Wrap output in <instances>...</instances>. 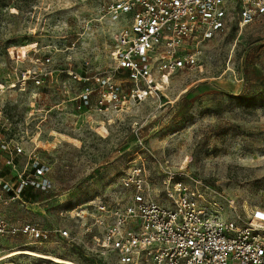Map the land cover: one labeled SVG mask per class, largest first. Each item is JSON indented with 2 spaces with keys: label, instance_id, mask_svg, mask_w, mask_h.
Segmentation results:
<instances>
[{
  "label": "rangeland",
  "instance_id": "obj_1",
  "mask_svg": "<svg viewBox=\"0 0 264 264\" xmlns=\"http://www.w3.org/2000/svg\"><path fill=\"white\" fill-rule=\"evenodd\" d=\"M124 24L94 3L0 0L1 100L14 124L12 137L24 139L26 148L35 142L41 147L54 185L27 204L4 206L2 215L18 227L33 224L49 233L58 228L78 239L76 244L50 234L35 242L19 234L0 241V258L31 250L77 264H115L99 261L81 242L89 247L101 235L103 223L94 218L101 203L127 204L132 191L125 181L135 170H142L161 205L170 202V182L171 189L181 184L196 198L218 203L227 218L264 208V15L245 26L230 17L199 47L196 68L165 80L168 86L142 104L106 116L76 117L71 107L61 112L57 106L78 95L80 85L58 71L81 73L89 62L94 72H110ZM45 58L51 63L44 65ZM28 70L55 73L41 86L36 76L21 92ZM116 81L129 85L123 75ZM0 264L55 263L18 256Z\"/></svg>",
  "mask_w": 264,
  "mask_h": 264
},
{
  "label": "built area",
  "instance_id": "obj_2",
  "mask_svg": "<svg viewBox=\"0 0 264 264\" xmlns=\"http://www.w3.org/2000/svg\"><path fill=\"white\" fill-rule=\"evenodd\" d=\"M96 4L102 14L121 18L125 26L118 34L110 72H94L89 62L84 72L60 70L80 85L79 94L67 97L57 107L76 117L106 116L142 104L161 92L170 78L199 64V47L223 31L230 17L241 26L264 15V0H78ZM51 63L45 58L43 64ZM53 71H26L20 91L28 81L44 85ZM128 79V86L116 76ZM34 76V77H33ZM10 88V87H9ZM11 88H15L12 85ZM23 88V89H22ZM65 95L69 88L64 83ZM0 85V241L19 234L35 242L51 235L76 243L67 230L51 233L33 224H11L2 208L10 203H26L27 190L48 194L53 190L50 167L41 158L35 142L26 148L24 139L12 137L14 124L6 115ZM56 108V107H55ZM67 113V112H66ZM6 173H4V171ZM132 191L123 207L101 203L96 225H103L100 236H93L85 248L99 261L115 264H264V208L246 211L243 217H224L218 203L196 198L181 184L165 183L169 204L161 205L150 194L148 179L135 170L125 181ZM199 199V200H198ZM205 201V204L200 202ZM78 218L83 219L84 217ZM86 228V234H93ZM51 234V235H50Z\"/></svg>",
  "mask_w": 264,
  "mask_h": 264
},
{
  "label": "bare ground",
  "instance_id": "obj_3",
  "mask_svg": "<svg viewBox=\"0 0 264 264\" xmlns=\"http://www.w3.org/2000/svg\"><path fill=\"white\" fill-rule=\"evenodd\" d=\"M18 256L33 257V258L45 260L48 262H52L55 264H77L76 262L68 260V259H62L56 256L46 255V254L31 251V250H16L12 252L10 255L0 258V262L8 258L18 257Z\"/></svg>",
  "mask_w": 264,
  "mask_h": 264
},
{
  "label": "trees",
  "instance_id": "obj_4",
  "mask_svg": "<svg viewBox=\"0 0 264 264\" xmlns=\"http://www.w3.org/2000/svg\"><path fill=\"white\" fill-rule=\"evenodd\" d=\"M37 198V194H32L31 192L26 193L25 199L27 201L35 200Z\"/></svg>",
  "mask_w": 264,
  "mask_h": 264
},
{
  "label": "crops",
  "instance_id": "obj_5",
  "mask_svg": "<svg viewBox=\"0 0 264 264\" xmlns=\"http://www.w3.org/2000/svg\"><path fill=\"white\" fill-rule=\"evenodd\" d=\"M1 163H2V161H1V159H0V165H1ZM4 171V173H6V171L5 170H3Z\"/></svg>",
  "mask_w": 264,
  "mask_h": 264
}]
</instances>
